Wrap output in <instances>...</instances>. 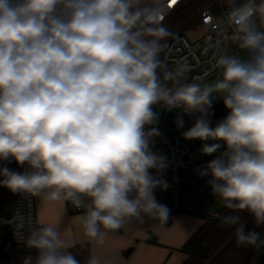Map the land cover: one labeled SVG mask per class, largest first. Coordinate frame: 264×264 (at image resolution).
<instances>
[{
  "label": "clouds",
  "instance_id": "obj_1",
  "mask_svg": "<svg viewBox=\"0 0 264 264\" xmlns=\"http://www.w3.org/2000/svg\"><path fill=\"white\" fill-rule=\"evenodd\" d=\"M231 29L217 40L219 75L189 81L190 68H169L161 53L171 33L167 0H0V186L79 212V245L145 220L166 225L171 161L155 150L163 107L179 110L176 128L212 159L198 170L229 210L238 246L264 226V0H220ZM226 116L212 123L215 102ZM36 255L22 264H81L55 224H33L24 239ZM84 264H101L90 255Z\"/></svg>",
  "mask_w": 264,
  "mask_h": 264
},
{
  "label": "built area",
  "instance_id": "obj_2",
  "mask_svg": "<svg viewBox=\"0 0 264 264\" xmlns=\"http://www.w3.org/2000/svg\"><path fill=\"white\" fill-rule=\"evenodd\" d=\"M182 2L183 0H176L172 4L171 0H167L162 22ZM226 12L227 8L221 6L220 0L216 5L206 6L201 12V22L196 27L203 28L204 34L192 40L185 35V32H182L179 37L169 41L162 54V59L166 61L169 68H174L181 63L187 64L190 68L188 73L190 81L193 78H200L206 83L218 76L219 69L215 64V56L219 51L216 46L217 40H221L222 46L231 51L234 47V45L227 43L231 29H225L223 24ZM155 110L161 119V128L159 129L161 135L155 138V150L164 153L171 161L170 167L164 174L169 188L165 191L157 189L155 192L158 202L170 209L167 224L171 222L172 216L178 212L197 216L204 221L219 218L221 211L216 209V199L206 183L207 178L202 179L197 175V170L212 157L200 154V141L185 140L181 135L192 125V119L184 116L185 126L178 130L174 121L179 110L168 111L163 107H157ZM223 117L212 119V123L214 124ZM5 163L0 161V167ZM187 185L192 187L186 188ZM4 193L3 187L0 186V203ZM36 209L37 198L13 193L14 221L10 233L11 248L8 249L2 245L0 235V264H8L13 246L24 244V239L27 238L31 225L39 223Z\"/></svg>",
  "mask_w": 264,
  "mask_h": 264
},
{
  "label": "crops",
  "instance_id": "obj_3",
  "mask_svg": "<svg viewBox=\"0 0 264 264\" xmlns=\"http://www.w3.org/2000/svg\"><path fill=\"white\" fill-rule=\"evenodd\" d=\"M78 215L79 212L71 205L65 213L62 205L37 198L36 216L39 224H55L59 221L62 234L75 247L79 246L78 241L82 237ZM204 223L197 216L178 212L172 216L169 224L162 225L146 219L142 225L130 224L110 233L103 245L94 241L87 244L90 255L100 259L101 264H183L189 255L182 247ZM20 248L13 253V264H22L23 258L28 256Z\"/></svg>",
  "mask_w": 264,
  "mask_h": 264
},
{
  "label": "trees",
  "instance_id": "obj_4",
  "mask_svg": "<svg viewBox=\"0 0 264 264\" xmlns=\"http://www.w3.org/2000/svg\"><path fill=\"white\" fill-rule=\"evenodd\" d=\"M218 1L219 0H183L182 4L174 9L163 22L164 26L167 27L171 33L165 43L167 44L179 31L186 32L196 28L201 22L202 10L206 6L216 5ZM162 54L163 52L161 53V58ZM157 127L158 129L161 128L160 116ZM5 166L15 171H23L15 161L5 163L2 167ZM3 189L5 193L0 203V235L2 237V245L9 249L11 248L10 233L14 221L13 193L5 187H3ZM228 212L229 210L223 208L219 218L205 221L203 226L184 244L182 250L189 255V258L183 264L252 263L255 252L263 247L264 226L257 227L247 212L239 213L242 219L247 222L245 224L246 229L255 228L256 231L261 233V239L254 246H238L235 237H233L234 228L223 227L220 224L221 217L224 214H228ZM228 241L229 243L223 247ZM220 249L221 251L216 255ZM72 250L74 254H76L77 259L81 260V264H84L86 258L90 256L88 244L79 245Z\"/></svg>",
  "mask_w": 264,
  "mask_h": 264
},
{
  "label": "rangeland",
  "instance_id": "obj_5",
  "mask_svg": "<svg viewBox=\"0 0 264 264\" xmlns=\"http://www.w3.org/2000/svg\"><path fill=\"white\" fill-rule=\"evenodd\" d=\"M205 33V30L203 28H194L192 30H188L185 32V35H187L190 39L192 40H195L197 39L200 35L204 34ZM232 51H238V49L235 48V46L233 47ZM217 77V76H216ZM215 77V78H216ZM213 78L212 80H210L209 82H212L214 81ZM209 82H206V83H209ZM212 111L214 112V115L212 116V119H216V118H220L222 116H225L227 114V110L225 109L223 103L221 101H217L214 103L213 105V109ZM215 206H216V209L221 211L224 207L219 199L218 196H215ZM262 244L264 246V239L262 241ZM22 245H25V244H20V245H15L13 246V248L11 249V253L9 255V259H8V264H13L14 263V251H18L19 249H21L20 247H22V253H26L28 255H32V256H35L37 253L35 250H32V249H28L26 246H22ZM252 264H264V247L263 248H259L257 250V252L254 254L253 256V259H252Z\"/></svg>",
  "mask_w": 264,
  "mask_h": 264
},
{
  "label": "water",
  "instance_id": "obj_6",
  "mask_svg": "<svg viewBox=\"0 0 264 264\" xmlns=\"http://www.w3.org/2000/svg\"><path fill=\"white\" fill-rule=\"evenodd\" d=\"M181 34H182L181 31L177 32V33L175 34V36L170 40V42L173 41L175 38L179 37ZM186 177H187V176H186ZM189 187H192V186H190V185H187V186H186V188H189ZM246 223H247V222H246ZM233 237H234V236H233ZM233 237H232V238H233ZM232 238H231V239H232ZM231 239H230V240H231ZM230 240H229V241H230ZM229 241H228L223 247H225V246L229 243ZM223 247H222V248H223ZM222 248H221V249H222ZM221 249L216 253V255L221 251Z\"/></svg>",
  "mask_w": 264,
  "mask_h": 264
},
{
  "label": "snow or ice",
  "instance_id": "obj_7",
  "mask_svg": "<svg viewBox=\"0 0 264 264\" xmlns=\"http://www.w3.org/2000/svg\"><path fill=\"white\" fill-rule=\"evenodd\" d=\"M176 2V0H171V3L174 4Z\"/></svg>",
  "mask_w": 264,
  "mask_h": 264
}]
</instances>
